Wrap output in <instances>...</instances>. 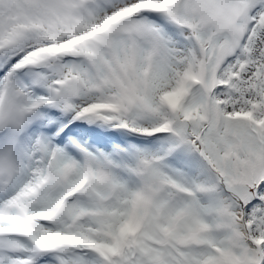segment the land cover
Wrapping results in <instances>:
<instances>
[{"label":"snow or ice","instance_id":"6c2138e0","mask_svg":"<svg viewBox=\"0 0 264 264\" xmlns=\"http://www.w3.org/2000/svg\"><path fill=\"white\" fill-rule=\"evenodd\" d=\"M0 264H264V0H0Z\"/></svg>","mask_w":264,"mask_h":264}]
</instances>
